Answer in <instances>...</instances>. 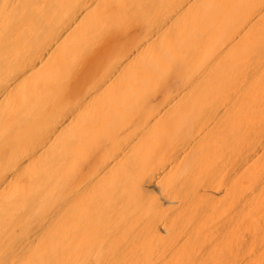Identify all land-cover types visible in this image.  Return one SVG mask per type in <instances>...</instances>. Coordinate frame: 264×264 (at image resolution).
Listing matches in <instances>:
<instances>
[{
	"label": "bare ground",
	"instance_id": "bare-ground-1",
	"mask_svg": "<svg viewBox=\"0 0 264 264\" xmlns=\"http://www.w3.org/2000/svg\"><path fill=\"white\" fill-rule=\"evenodd\" d=\"M0 264H264V0H0Z\"/></svg>",
	"mask_w": 264,
	"mask_h": 264
}]
</instances>
